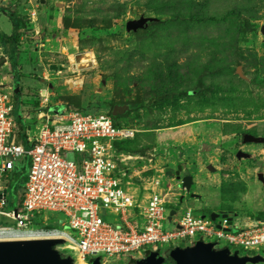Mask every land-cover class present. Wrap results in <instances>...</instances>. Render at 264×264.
<instances>
[{"label": "rangeland", "instance_id": "rangeland-1", "mask_svg": "<svg viewBox=\"0 0 264 264\" xmlns=\"http://www.w3.org/2000/svg\"><path fill=\"white\" fill-rule=\"evenodd\" d=\"M145 2L0 0V8L15 11L25 26L23 32L32 36L30 41L22 39L23 42L19 43L22 52L12 58L20 66L12 82L19 85L23 80L26 87L35 89L45 104L44 108H58L59 111L73 110L81 100L87 109L92 107L95 112L108 113L111 102H117L113 107L116 109L113 111L116 121L135 130L129 144L121 143L119 146L144 150L138 155L132 153L134 158L128 160L130 174H136V183L130 186L137 188L143 197L146 191L139 183L161 172V190L167 194V210L169 212L174 206L177 208L174 219L180 220L183 211L189 207L195 214L207 216L213 211H231L236 213L235 220L240 217L242 221L248 217L264 216V182L258 177L259 172H264V143L241 142L245 132L264 136V83L260 79H264V73L254 66L246 73V60L237 63V55L228 49L237 42L244 50L255 49L259 56L264 55V37L260 31L264 24V1L252 5L259 10L258 19L250 15L251 21L258 25L256 34L249 27L244 33L237 34L235 22L230 19L220 25L197 28L187 36H177L174 29L161 27H153L149 32L136 36L134 33L139 30L127 31L126 23L142 15L154 16L146 13ZM118 3H122L125 10L119 13L110 32L120 37L109 40L110 47L106 53L109 65L102 67L90 39L103 32H95L89 27L66 28L64 18L90 17L95 12L94 8L103 12L111 8L113 14L115 11L112 9ZM246 3L247 0H213L210 12L221 15L235 4L242 8ZM13 27L12 18L0 9V29L11 35ZM37 30L40 33H36ZM6 55L0 42V65L7 60ZM131 55H134V60ZM227 56L228 67L222 61ZM166 57H178V64H182L178 68L181 91L174 93L175 103L161 106L156 91L166 83L160 68ZM51 64H57L58 68H50ZM61 65L63 69L59 67ZM166 66L163 63V71H166ZM238 66H242L241 74L237 71ZM237 74L245 75L246 82H239ZM232 82L237 83L244 93L229 99L221 94L223 87L227 88ZM185 89L189 94L184 93ZM42 90H48L49 96L43 95ZM239 151L242 152L241 157L238 156ZM61 153L71 160L85 155L73 151ZM187 174L194 178L190 191L182 183L183 176ZM5 179L7 202L4 209L20 211L26 174L9 170ZM192 193L198 195L194 197ZM106 216L113 222H116L115 218L119 220L112 212ZM65 221L67 218L62 212L43 211L35 213L30 226L19 232L21 238L48 237L52 229L66 230L75 235ZM0 225L19 230L16 219L10 217L0 216ZM163 226L165 229L175 227L169 220L164 221ZM187 243L180 240L171 244L149 245L148 248L166 252L172 246L189 245ZM220 246L226 244L221 242ZM231 248L240 249L243 254H257V251L243 247ZM63 252L76 255L73 250ZM261 252L264 255V250ZM142 254H145L144 250L114 258L106 254L98 256L108 264H134V258ZM91 261L89 258V263ZM249 264H264V260Z\"/></svg>", "mask_w": 264, "mask_h": 264}, {"label": "built area", "instance_id": "built-area-1", "mask_svg": "<svg viewBox=\"0 0 264 264\" xmlns=\"http://www.w3.org/2000/svg\"><path fill=\"white\" fill-rule=\"evenodd\" d=\"M4 86L0 84V216L16 219L19 230L0 225V240L22 239L19 231L30 226L35 213L58 211L65 214V223L76 234L52 229L48 237L65 239L58 248L62 252L73 250L76 255H71L76 264H90L89 258L102 254L114 258L148 251L149 245L180 240L189 245L197 240L215 242L217 247H229L232 251L240 249L233 250L231 246L243 247L257 254L264 250V216L240 221L220 212L213 219L211 215L195 214L189 207L180 220L174 219L175 215L170 220L167 194L161 190V172L139 184L146 191L141 197L137 188L130 186L136 182L127 166L134 156L115 149L116 141L133 138L135 130L117 127L105 112L73 109L65 114L67 123L54 127L44 124L33 146L9 141L14 119L11 96ZM62 151L85 155L71 160L62 156ZM27 154L31 157V166L21 210L7 211L4 209L7 199L3 197L5 173ZM109 212L115 213L119 220H108ZM166 220L172 221L175 227L165 229ZM197 236L200 238L196 239ZM221 242L226 246H220ZM101 259L103 264H108Z\"/></svg>", "mask_w": 264, "mask_h": 264}, {"label": "trees", "instance_id": "trees-1", "mask_svg": "<svg viewBox=\"0 0 264 264\" xmlns=\"http://www.w3.org/2000/svg\"><path fill=\"white\" fill-rule=\"evenodd\" d=\"M213 0H146L145 2V11L147 14H151L154 16H157L158 20L151 22V26L148 30L145 28L139 29L138 32L134 33L135 35H139L145 32H149L153 27H161L164 29H170L177 33V36H187L195 29L201 28L204 26L209 25H220L224 22L232 21L235 22L236 26V33L241 34L246 31V29L249 27L250 31H254L255 34L257 33L258 25L256 22H252L250 15L254 16V19L259 18V10H257L256 6H252L254 3H259L260 1L264 0H247V3L242 6V8H238V6L235 4L230 9L225 10L223 14L216 15L215 12L211 13L210 8ZM112 10L115 12L111 14V8L103 12L102 10L95 9L94 8V14L90 17L82 16L80 18H76L75 20H71L68 16L64 18V24L65 27H75V28H83V27H89L92 28L95 32H103L102 34H94L90 42L95 48V52L98 55L99 63L102 67H106L109 65V60L106 57V53L109 50V40L112 37H120L115 32H110V29L115 21L119 17V13L124 12L125 7L122 3L116 4ZM1 10H4V12L8 13V15L12 18L13 21V33L11 35L6 34L4 31L0 29V42L2 46L5 48L7 52H11V54H16L19 51L18 45L19 41L21 40L22 35H24L25 32H23L24 24L22 20L18 17V15L15 13V11H8L6 9L0 8ZM80 13V12H79ZM68 17V18H67ZM26 31V30H24ZM136 35V36H137ZM84 40V39H83ZM231 49V53H234L237 55L236 62L241 63L243 60H246L245 68L246 73H248L251 69V67H257V70L261 73H264V55L259 56L258 52L255 49H247L244 50L242 47L238 45L236 42V45H233V47H228V49ZM132 60H134V55H131ZM229 59L227 56V59L222 60L224 62V65L228 67V63L226 62ZM162 64L160 66L161 73L165 77V84L162 86L161 89H157L156 96L158 97L159 105H168L175 103L173 101V98L176 97L174 93L181 91L178 87V80H179V72L178 68L182 64H178L179 60L178 57H175L173 59L171 58H164L162 61ZM163 63L166 66V71L162 70ZM172 64V65H171ZM169 65V66H168ZM172 66V67H171ZM225 67V66H224ZM239 82H246L245 81V75H236ZM260 77V76H259ZM260 79H264L260 77ZM237 83L232 82L230 86L223 87V92L221 95L226 96L227 98H235V96L242 95L244 92L241 88H239ZM248 86V85H246ZM128 89V88H127ZM215 92V91H212ZM184 93L189 94L188 90H184ZM216 93V92H215ZM213 95H216V94ZM178 102V101H177ZM176 102V103H177ZM82 102L77 101L75 110H80L82 112H92V113H100L95 112L94 109L91 107L87 109L86 107L82 106ZM117 105V102H111V109L107 114H109L114 124L117 127H125L119 122L116 121L115 113L113 112V107ZM106 113V112H105ZM130 139L122 140V141H116L115 142V149L118 153H128V154H140L144 153V150L140 148L131 149L129 147H123L119 146V144H129ZM173 209L177 208L174 206ZM211 215V214H210ZM71 255V254H70ZM134 258V256H133Z\"/></svg>", "mask_w": 264, "mask_h": 264}, {"label": "water", "instance_id": "water-1", "mask_svg": "<svg viewBox=\"0 0 264 264\" xmlns=\"http://www.w3.org/2000/svg\"><path fill=\"white\" fill-rule=\"evenodd\" d=\"M155 16L142 15L139 18L130 19L126 23L127 31H138L147 28L151 22L157 21ZM264 37V24L260 29ZM61 69L64 67L59 66ZM50 68L57 69V64H51ZM242 66H238L237 71L241 74ZM116 112V109L114 110ZM242 143H264V136L245 132L241 136ZM242 156V152H238ZM211 168L212 166L209 165ZM181 167H179L180 169ZM180 174V170L177 172ZM258 177L264 182V173L259 172ZM183 187L190 191L194 183L193 175L187 174L182 178ZM3 197L7 199V189L4 190ZM196 193L192 196L196 197ZM177 213L172 209L169 214L171 220ZM220 212H211V217L216 218ZM224 216L233 217L231 211L223 212ZM63 238H22L0 240V264H76L72 255H64L58 248L64 244ZM264 260L261 254L242 255L240 251H232L229 247H217L215 242L197 240L193 244L186 246H176L166 252L161 250H149L143 256L134 259V264H249L259 263ZM90 264H103L100 256L92 259Z\"/></svg>", "mask_w": 264, "mask_h": 264}, {"label": "crops", "instance_id": "crops-1", "mask_svg": "<svg viewBox=\"0 0 264 264\" xmlns=\"http://www.w3.org/2000/svg\"><path fill=\"white\" fill-rule=\"evenodd\" d=\"M14 30V29H13ZM36 33H40L39 30ZM9 35V34H8ZM32 36L29 35L28 32H25L22 35L21 40L19 43H22V39H26V41H30ZM38 44L37 46H40ZM19 48V45H18ZM22 52H17V55ZM7 60L0 65V84H4L5 90L11 96V104H12V117L14 119V130L11 134L9 141L14 142L16 144L24 145L25 147H31L36 143L37 137L39 135L40 128L48 123L50 126L54 127L56 125L65 124L68 120L65 118V110H58V108H44L45 104L43 101H40L38 93L32 87H26L23 80L19 81V85L15 82L14 75L16 74L17 70L20 69V66L17 64V61L13 59L16 58V54H11V52L6 51ZM13 58V59H12ZM10 64V68H8ZM4 67V70H1ZM6 69H9L8 72H5ZM30 88V89H29ZM42 94L45 96H49L48 90H42ZM41 94V95H42ZM1 164V158H0ZM14 165V168H11ZM7 171H18L20 174L25 173L26 179L23 185V194H24V186L28 178L30 166H31V157L30 155H24L17 161H15ZM129 163H128V166ZM6 171V172H7ZM264 173V172H263ZM6 174V173H5ZM136 174H132L133 179ZM4 176V186L7 189L6 181ZM135 180V179H134ZM136 182V180H135ZM139 182V180H137ZM142 183V182H140ZM139 183V184H140ZM234 213V212H233ZM234 213L233 216H235ZM240 219V217H238ZM241 220V219H240Z\"/></svg>", "mask_w": 264, "mask_h": 264}, {"label": "flooded vegetation", "instance_id": "flooded-vegetation-1", "mask_svg": "<svg viewBox=\"0 0 264 264\" xmlns=\"http://www.w3.org/2000/svg\"><path fill=\"white\" fill-rule=\"evenodd\" d=\"M149 250H150V249H149ZM149 250H148V251H149ZM148 251H145L144 253H146V252H148ZM62 253H63L64 255H70V254H66V253H64V252H62ZM248 254H249V255H253L252 253H248ZM258 254H259V253H258ZM261 255L264 257L263 254H261ZM92 259H93V258H92ZM134 259H135V258H134ZM133 261H134V260H133ZM166 264H169V263L166 262Z\"/></svg>", "mask_w": 264, "mask_h": 264}, {"label": "bare ground", "instance_id": "bare-ground-1", "mask_svg": "<svg viewBox=\"0 0 264 264\" xmlns=\"http://www.w3.org/2000/svg\"><path fill=\"white\" fill-rule=\"evenodd\" d=\"M44 235H47V234H44ZM32 236H33V235H32ZM41 236H43V235H41ZM29 237H30V236H29ZM33 237H34V236H33ZM33 237H32V238H33ZM39 238H40V237H39Z\"/></svg>", "mask_w": 264, "mask_h": 264}]
</instances>
